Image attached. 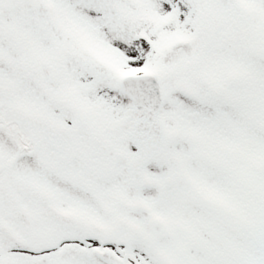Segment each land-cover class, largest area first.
I'll return each mask as SVG.
<instances>
[{"label":"snow or ice","instance_id":"6c2138e0","mask_svg":"<svg viewBox=\"0 0 264 264\" xmlns=\"http://www.w3.org/2000/svg\"><path fill=\"white\" fill-rule=\"evenodd\" d=\"M0 264H264V0H0Z\"/></svg>","mask_w":264,"mask_h":264}]
</instances>
